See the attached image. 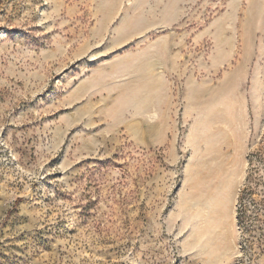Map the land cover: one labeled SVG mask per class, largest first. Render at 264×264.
Here are the masks:
<instances>
[{
  "label": "rangeland",
  "instance_id": "1",
  "mask_svg": "<svg viewBox=\"0 0 264 264\" xmlns=\"http://www.w3.org/2000/svg\"><path fill=\"white\" fill-rule=\"evenodd\" d=\"M263 134L264 0H0V264H264Z\"/></svg>",
  "mask_w": 264,
  "mask_h": 264
},
{
  "label": "trees",
  "instance_id": "2",
  "mask_svg": "<svg viewBox=\"0 0 264 264\" xmlns=\"http://www.w3.org/2000/svg\"><path fill=\"white\" fill-rule=\"evenodd\" d=\"M238 227L254 254L259 235L264 236V134L259 147L249 155L247 182L237 208Z\"/></svg>",
  "mask_w": 264,
  "mask_h": 264
},
{
  "label": "crops",
  "instance_id": "3",
  "mask_svg": "<svg viewBox=\"0 0 264 264\" xmlns=\"http://www.w3.org/2000/svg\"><path fill=\"white\" fill-rule=\"evenodd\" d=\"M202 84H198L196 82L190 81L187 86H186V91H185V102L186 106L185 108H194L196 111L203 112V108H205V97H204V86ZM218 111V110H217ZM222 132L226 133L227 131L223 130ZM220 132V134L222 133ZM220 136V135H219ZM211 140V138H210ZM221 160H216L217 164H220ZM189 172V171H188ZM189 176L194 177L195 175L192 173Z\"/></svg>",
  "mask_w": 264,
  "mask_h": 264
},
{
  "label": "bare ground",
  "instance_id": "4",
  "mask_svg": "<svg viewBox=\"0 0 264 264\" xmlns=\"http://www.w3.org/2000/svg\"><path fill=\"white\" fill-rule=\"evenodd\" d=\"M231 82V80H230ZM228 82L224 87H222L221 89V94L225 97V101H224V105H227V108H229L230 106V92H231V83ZM223 106V105H222ZM226 109V108H225ZM231 111V110H230ZM230 114V113H229Z\"/></svg>",
  "mask_w": 264,
  "mask_h": 264
}]
</instances>
